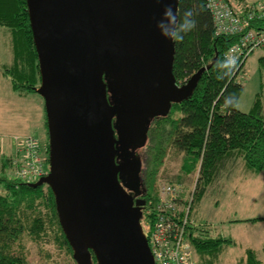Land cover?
Segmentation results:
<instances>
[{"label": "water", "instance_id": "water-1", "mask_svg": "<svg viewBox=\"0 0 264 264\" xmlns=\"http://www.w3.org/2000/svg\"><path fill=\"white\" fill-rule=\"evenodd\" d=\"M26 6L49 147V172L31 185L50 187L77 264H93L92 254L96 264H154L140 224L145 200H134L120 182L117 158L143 147L151 120L187 99L209 67L176 85L178 0ZM134 164L136 183L140 163Z\"/></svg>", "mask_w": 264, "mask_h": 264}, {"label": "trees", "instance_id": "trees-1", "mask_svg": "<svg viewBox=\"0 0 264 264\" xmlns=\"http://www.w3.org/2000/svg\"><path fill=\"white\" fill-rule=\"evenodd\" d=\"M0 27L9 32L13 54L10 64L0 65L3 75L18 95L37 93L41 79L26 0H0ZM174 37L182 38L173 39L172 73L176 83L185 84L199 69L209 67L202 72L187 99L172 104L165 116L151 120L145 144L133 152L140 163L139 171L145 176L149 189L146 203L150 207L158 200L154 176L170 148L183 153V174L198 169L195 183L198 199L218 179L231 158H241L246 170L252 173L264 169V100L256 94L248 112L237 108L243 89L237 80L241 69L231 67L224 57L237 36L215 33L206 0H178ZM259 62L264 68V57L259 58ZM44 121L47 131L46 118ZM46 148L48 154V144ZM12 160L0 151V264H27L25 256L15 252L12 246L25 232L34 239L43 233L44 217L33 214L37 202L47 206L61 242L73 255L61 229L50 187L47 184L32 186L17 178L12 169L11 175L6 177L5 170ZM27 209H30V216ZM249 220L256 222L264 217ZM207 233L205 228L188 226L191 246L203 259L200 264H215L223 246L232 241L210 239ZM92 261L96 264L93 254ZM243 264H261V261L249 249Z\"/></svg>", "mask_w": 264, "mask_h": 264}, {"label": "rangeland", "instance_id": "rangeland-1", "mask_svg": "<svg viewBox=\"0 0 264 264\" xmlns=\"http://www.w3.org/2000/svg\"><path fill=\"white\" fill-rule=\"evenodd\" d=\"M260 54L261 51L256 50L248 56L244 68L239 72L240 77L237 76V80L243 85L238 98L239 107L244 110L251 108L256 94L264 100V68L259 62ZM12 56L9 32L5 27H0V65L10 64ZM181 83L176 84L181 86ZM44 119L43 98L38 93L19 96L12 90L10 81L3 75L0 66V144L5 143L3 151L6 156L13 151L12 137L28 134L36 136L47 153L48 134L46 129L42 132L39 129L42 121L45 122ZM183 157V153L176 149H168L154 176V188H159L164 183L180 184L185 191L184 197L193 199L191 225L204 226L209 235L235 240V244L224 245V251L218 259L222 264H237L244 257L245 248H256L257 256L261 264H264V250L261 248L264 220H249L264 217V169L259 173H252L246 170L241 158H231L219 175L220 181L211 184L198 201L195 192L198 169L190 174H183ZM11 169L15 174L13 160L5 170L6 177L11 175ZM138 176L139 185L143 188L141 194L147 195L149 189L146 188L145 176L140 171ZM126 190L129 191L128 188ZM27 210L30 216V209ZM35 213L44 217L45 221L40 238L34 239L25 232L13 244L12 249L23 254L27 264H77L61 242L55 220L50 216L47 206L43 202H37L33 214ZM141 222L142 218L140 224ZM194 260L196 264L203 261L196 253ZM216 264L220 263L217 261Z\"/></svg>", "mask_w": 264, "mask_h": 264}, {"label": "built area", "instance_id": "built-area-1", "mask_svg": "<svg viewBox=\"0 0 264 264\" xmlns=\"http://www.w3.org/2000/svg\"><path fill=\"white\" fill-rule=\"evenodd\" d=\"M206 5L215 33L237 36L224 57L231 67L242 70L248 56L264 48V0H206ZM13 140L17 147L13 158L16 177L34 183L46 176L49 160L40 140L30 134L14 136ZM184 196L180 184L164 183L158 188L155 205L144 208L141 228L154 264H196L187 236L193 199Z\"/></svg>", "mask_w": 264, "mask_h": 264}, {"label": "flooded vegetation", "instance_id": "flooded-vegetation-1", "mask_svg": "<svg viewBox=\"0 0 264 264\" xmlns=\"http://www.w3.org/2000/svg\"><path fill=\"white\" fill-rule=\"evenodd\" d=\"M117 162L118 164H121L123 166L122 173L120 175V182L122 184L125 183L126 188L129 189L128 193L132 196L134 200L136 199L145 200V204L142 208V213H143V209L148 206L146 203V195L144 193L141 194L143 190L142 186L139 185V181L136 183H133V179L131 175L132 170L134 171V168H135L134 163H136L137 165V160L135 159V155L130 150L126 151L123 153V155L118 156ZM129 183H131V185Z\"/></svg>", "mask_w": 264, "mask_h": 264}, {"label": "crops", "instance_id": "crops-1", "mask_svg": "<svg viewBox=\"0 0 264 264\" xmlns=\"http://www.w3.org/2000/svg\"><path fill=\"white\" fill-rule=\"evenodd\" d=\"M232 1H236V0H232ZM239 1H245V2H255V1H258V0H239ZM258 50H260L261 51V54H260V56L261 57H264V48H261V49H258ZM246 61H247V59H246ZM246 61H245V63H246ZM245 63H244V66H245ZM244 66H243V68H244ZM242 68V69H243ZM239 77H240V75H238ZM242 87H243V85H242ZM19 96H22V95H19ZM237 108L240 110V111H242V112H248L249 110H250V108L249 109H246V110H244L243 108H240L239 107V99H238V101H237ZM41 128V129H40ZM39 129H40V131L42 132V131H44V129H45V125H44V123H43V121H42V123L40 124V127H39ZM19 136V135H18ZM12 138H14V136L12 137ZM15 144V142H14V140H13V151L11 152V154L8 156L9 158H14V156L16 155V153H17V147H16V144ZM3 149H5V143L4 144H2V142H1V144H0V151H1V153L2 154H4L5 156H6V154L4 153V151H3ZM227 163H228V161H227ZM227 163H226V167H227ZM225 167V168H226ZM224 170V169H223ZM223 170L221 171V174L223 173ZM221 174H219V175H221ZM218 175V179L215 181L216 183H218L220 180H219V176ZM209 190V189H208ZM207 190V191H208ZM206 191V192H207ZM203 197V196H202ZM201 197V198H202ZM201 198L200 199H198V201H200L201 200ZM193 207V206H192ZM249 219H251V218H249ZM194 226H196V227H200V228H205L204 226H201V225H195L194 224ZM205 236V235H204ZM206 236H208V238H210V239H217V238H223V237H220L219 235H216V236H213V235H206ZM261 237H263V235H261ZM231 241H232V243L231 244H235L236 242H235V240H233V239H230ZM263 243H264V238H262V241H261V248L263 249ZM223 248H224V246H223ZM223 248H222V250H221V252H223L224 250H223ZM249 249H252V248H245V255H244V257L242 256L236 263L237 264H240L241 262H242V264L244 263V261H245V259H246V251L247 250H249ZM254 252H255V254H256V257L258 258V254H257V249L255 248V249H252ZM221 252L219 253V255H218V258H217V260H216V262L218 261L220 264H222V261H219L218 259H219V256H220V254H221ZM194 253H196V252H194V250H193V259H194ZM259 259V258H258ZM260 260V259H259ZM195 262H196V260H194ZM216 262H215V264H216ZM197 263V262H196ZM262 263V262H261Z\"/></svg>", "mask_w": 264, "mask_h": 264}, {"label": "clouds", "instance_id": "clouds-1", "mask_svg": "<svg viewBox=\"0 0 264 264\" xmlns=\"http://www.w3.org/2000/svg\"><path fill=\"white\" fill-rule=\"evenodd\" d=\"M170 11H171V10L169 9L168 12H170ZM166 14H167V13H166ZM186 31H187V30H186ZM173 39L178 41V40H181L182 38H175V37H174Z\"/></svg>", "mask_w": 264, "mask_h": 264}]
</instances>
